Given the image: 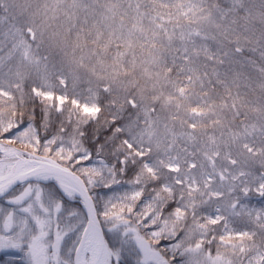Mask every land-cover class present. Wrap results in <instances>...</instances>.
Masks as SVG:
<instances>
[{
    "label": "snow or ice",
    "instance_id": "1",
    "mask_svg": "<svg viewBox=\"0 0 264 264\" xmlns=\"http://www.w3.org/2000/svg\"><path fill=\"white\" fill-rule=\"evenodd\" d=\"M253 197L264 0H0V252L264 264Z\"/></svg>",
    "mask_w": 264,
    "mask_h": 264
},
{
    "label": "rangeland",
    "instance_id": "2",
    "mask_svg": "<svg viewBox=\"0 0 264 264\" xmlns=\"http://www.w3.org/2000/svg\"><path fill=\"white\" fill-rule=\"evenodd\" d=\"M6 203V202H5ZM251 204L253 205V206H255V207H257V208H259L262 204H264V201H261V200H259V199H257V198H255V197H253L252 198V200H251ZM10 252H13V254L12 255H15V254H18L17 256L19 257V258H14V259H12V258H9L10 260H8V262H7V264H15L16 262H19L18 260H23V253L22 252H20V251H13V250H9ZM9 251H7V252H9ZM1 253H5V252H0V254ZM24 261V260H23ZM0 264H6V261L5 262H0Z\"/></svg>",
    "mask_w": 264,
    "mask_h": 264
},
{
    "label": "flooded vegetation",
    "instance_id": "3",
    "mask_svg": "<svg viewBox=\"0 0 264 264\" xmlns=\"http://www.w3.org/2000/svg\"><path fill=\"white\" fill-rule=\"evenodd\" d=\"M0 203H5V201L3 200V198L0 199ZM13 251H17V250H13ZM13 252H5V253H1L0 254V262H8V260H10L9 258H19L17 255L18 254H15V255H12ZM19 262H16L15 264H24V261L23 260H18Z\"/></svg>",
    "mask_w": 264,
    "mask_h": 264
},
{
    "label": "trees",
    "instance_id": "4",
    "mask_svg": "<svg viewBox=\"0 0 264 264\" xmlns=\"http://www.w3.org/2000/svg\"><path fill=\"white\" fill-rule=\"evenodd\" d=\"M87 87H88V85L86 83H81L78 85V89L86 90ZM25 118H27V112H26ZM130 178H131V174H129V176L125 177L124 179H130Z\"/></svg>",
    "mask_w": 264,
    "mask_h": 264
},
{
    "label": "water",
    "instance_id": "5",
    "mask_svg": "<svg viewBox=\"0 0 264 264\" xmlns=\"http://www.w3.org/2000/svg\"><path fill=\"white\" fill-rule=\"evenodd\" d=\"M1 199V198H0Z\"/></svg>",
    "mask_w": 264,
    "mask_h": 264
}]
</instances>
